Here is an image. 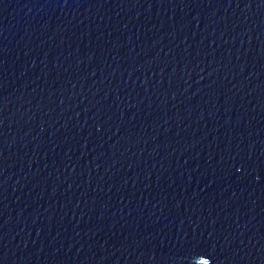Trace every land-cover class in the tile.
Returning a JSON list of instances; mask_svg holds the SVG:
<instances>
[{"label": "water", "instance_id": "obj_1", "mask_svg": "<svg viewBox=\"0 0 264 264\" xmlns=\"http://www.w3.org/2000/svg\"><path fill=\"white\" fill-rule=\"evenodd\" d=\"M0 264H264V0H0Z\"/></svg>", "mask_w": 264, "mask_h": 264}]
</instances>
